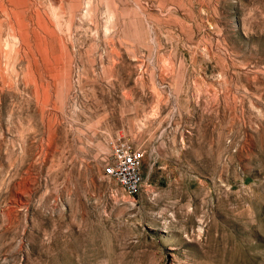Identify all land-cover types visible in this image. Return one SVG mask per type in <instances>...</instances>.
I'll return each instance as SVG.
<instances>
[{
  "label": "rangeland",
  "instance_id": "1",
  "mask_svg": "<svg viewBox=\"0 0 264 264\" xmlns=\"http://www.w3.org/2000/svg\"><path fill=\"white\" fill-rule=\"evenodd\" d=\"M0 264H264V0H0Z\"/></svg>",
  "mask_w": 264,
  "mask_h": 264
},
{
  "label": "built area",
  "instance_id": "2",
  "mask_svg": "<svg viewBox=\"0 0 264 264\" xmlns=\"http://www.w3.org/2000/svg\"><path fill=\"white\" fill-rule=\"evenodd\" d=\"M145 152L126 142H116L110 162L103 168L104 177L115 181L126 193L138 195L143 182L141 168Z\"/></svg>",
  "mask_w": 264,
  "mask_h": 264
}]
</instances>
